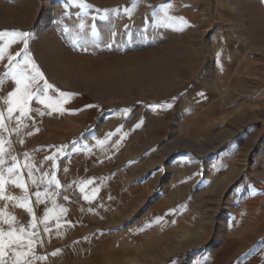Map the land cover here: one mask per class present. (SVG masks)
Wrapping results in <instances>:
<instances>
[{
	"label": "rangeland",
	"instance_id": "rangeland-1",
	"mask_svg": "<svg viewBox=\"0 0 264 264\" xmlns=\"http://www.w3.org/2000/svg\"><path fill=\"white\" fill-rule=\"evenodd\" d=\"M84 2L81 12L66 0H0V31L30 32L45 79L75 94L62 114L33 101L19 131L13 120L2 133L37 218L45 259L34 264H264V0ZM166 3L185 26L157 22ZM5 64L6 113L15 85ZM26 163L61 187L33 185ZM46 188L58 194L36 204ZM16 203L0 209L27 228L32 217ZM47 210L61 227L49 219L46 233Z\"/></svg>",
	"mask_w": 264,
	"mask_h": 264
},
{
	"label": "snow or ice",
	"instance_id": "snow-or-ice-1",
	"mask_svg": "<svg viewBox=\"0 0 264 264\" xmlns=\"http://www.w3.org/2000/svg\"><path fill=\"white\" fill-rule=\"evenodd\" d=\"M66 3L70 7L79 9L81 12L89 7L84 0H66ZM172 10L173 5L171 3L160 6L162 15H159L157 22L165 27H169L173 23H179L181 26H185L187 21L183 17L171 16L170 12ZM131 11L132 9H129L128 14H131ZM113 12H115V10H113ZM63 31L67 33L69 29L65 28ZM77 34L81 40H84L85 43L87 42V33L85 32V25L83 23L77 25ZM91 35L93 37L96 36L94 26ZM30 36L31 33L28 31H0V41L4 42L0 45V61H3L7 56V64H5L7 71L3 74V77L10 78L11 82L15 85L14 90L9 92L7 98L4 100L6 113L5 111H0V201H16L17 203L14 204V206L25 209L29 216L32 217L28 227L25 228L24 226H17L15 217L7 213L6 209H0V264H34L37 260L45 259L43 256L36 255L35 252L39 232L37 231V218L30 206L28 186L21 175V168L17 163V158L12 156L9 152L11 146L10 142L2 133L8 131L7 124H10L13 120L16 121L15 131H19L24 119L29 118V113L33 110L31 107L33 101L38 105H42L45 109H48V115L53 113L62 114L66 111L64 105L75 96L74 93L59 90L54 84L45 79L43 73L33 62L31 54L28 51ZM18 42L23 45L21 50L14 55L9 54L8 49ZM3 83L4 80L0 77V84ZM87 107H93V105H88ZM169 107H171V105H169ZM15 113H19V115H14ZM36 113L37 115L45 114L41 112L39 108L36 109ZM123 114L127 115V110H125ZM6 145L8 147H6ZM65 147L67 146H61L57 149V152L62 154ZM30 159L28 154H25V160L30 161ZM9 160L11 161L10 164ZM45 160L55 161V155L45 157ZM5 165L8 166L5 167ZM24 167L27 168L28 179L31 180L33 185L39 186V184L46 183L48 188H51L52 185H55L57 189L61 187L59 181L56 180L55 173L51 174V179H47L49 176L47 172L37 178L33 176L31 163H26ZM52 167H56L55 162H53ZM83 183L86 186L92 184L93 181L88 180ZM8 184L21 189L24 194L20 197L7 195L5 186ZM48 188L45 189L44 193L40 191L34 193L36 204L43 202L41 199L42 195L51 198L52 195L58 194L48 192ZM80 191L84 192V187H81ZM98 191L99 189L93 188L92 196L85 194L83 198L86 201H90L95 198V193ZM65 199H67V197H65ZM51 211L52 210L45 211L43 218L39 220V223L44 225V231L46 233L50 231L47 223L49 219L55 218L57 221V229L61 227L59 223V214L53 217L50 215ZM66 211L67 209L60 208L61 214ZM3 225H7V229H5ZM40 246H42V244Z\"/></svg>",
	"mask_w": 264,
	"mask_h": 264
},
{
	"label": "bare ground",
	"instance_id": "bare-ground-1",
	"mask_svg": "<svg viewBox=\"0 0 264 264\" xmlns=\"http://www.w3.org/2000/svg\"><path fill=\"white\" fill-rule=\"evenodd\" d=\"M60 83H63L64 81H62V79L61 80H58ZM260 155H264V152L261 150V152H260Z\"/></svg>",
	"mask_w": 264,
	"mask_h": 264
},
{
	"label": "crops",
	"instance_id": "crops-1",
	"mask_svg": "<svg viewBox=\"0 0 264 264\" xmlns=\"http://www.w3.org/2000/svg\"><path fill=\"white\" fill-rule=\"evenodd\" d=\"M7 147V146H6ZM47 162L49 161V160H46Z\"/></svg>",
	"mask_w": 264,
	"mask_h": 264
}]
</instances>
